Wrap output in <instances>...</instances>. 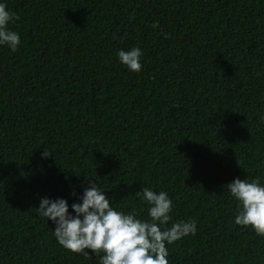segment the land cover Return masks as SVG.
<instances>
[{
    "label": "trees",
    "instance_id": "16d2710c",
    "mask_svg": "<svg viewBox=\"0 0 264 264\" xmlns=\"http://www.w3.org/2000/svg\"><path fill=\"white\" fill-rule=\"evenodd\" d=\"M3 2L21 44L0 48V264H98L35 209L89 180L117 210L146 219L150 187L173 201L169 226L196 221L169 264H264L223 190L264 183V0ZM133 46L139 73L116 58Z\"/></svg>",
    "mask_w": 264,
    "mask_h": 264
},
{
    "label": "clouds",
    "instance_id": "9594fccd",
    "mask_svg": "<svg viewBox=\"0 0 264 264\" xmlns=\"http://www.w3.org/2000/svg\"><path fill=\"white\" fill-rule=\"evenodd\" d=\"M17 19L0 0V48L13 53L21 44L19 33L10 27ZM141 57L142 52L136 46L116 52L118 62L130 73L141 71ZM259 121L264 124V114L259 116ZM50 153L44 147L41 157L47 158ZM260 164L264 166V159ZM223 190L235 205L232 222L264 238V183L260 178H233ZM136 195L146 206V219L139 218L135 211L112 207L101 186L91 180L76 196L78 202L69 205L64 198L41 197L35 209L45 222L54 225L51 234L55 242L73 254L90 257L85 251L88 249L91 257L98 258V264H169L167 245L195 235L196 221L179 220L169 226L173 201L167 192L143 187Z\"/></svg>",
    "mask_w": 264,
    "mask_h": 264
}]
</instances>
